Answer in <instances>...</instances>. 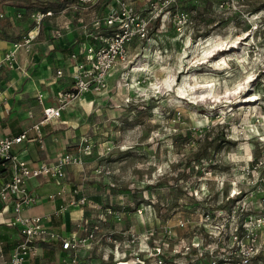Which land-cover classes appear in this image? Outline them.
I'll return each mask as SVG.
<instances>
[{
  "label": "rangeland",
  "instance_id": "rangeland-1",
  "mask_svg": "<svg viewBox=\"0 0 264 264\" xmlns=\"http://www.w3.org/2000/svg\"><path fill=\"white\" fill-rule=\"evenodd\" d=\"M132 1L145 10L151 0ZM148 29L130 45L128 67L114 69L110 99L75 121L92 146L81 154L83 224L116 236L149 231L136 248L176 253L200 235L203 208L225 205L232 181L249 190L244 170L264 159V0H180Z\"/></svg>",
  "mask_w": 264,
  "mask_h": 264
},
{
  "label": "built area",
  "instance_id": "built-area-1",
  "mask_svg": "<svg viewBox=\"0 0 264 264\" xmlns=\"http://www.w3.org/2000/svg\"><path fill=\"white\" fill-rule=\"evenodd\" d=\"M101 1H106L103 16H97L90 25L84 26L87 45L76 61L74 83L71 88L58 93L56 105L45 106L40 119L31 129L17 136H5L0 133V165L11 168V179L0 190V206L5 208L12 204L11 226L21 234V242L14 247L9 259L5 257L3 242L0 239V264H26L34 257L42 242H59L64 252L61 264H257L264 259V159L256 160L252 166L245 168L249 190L240 188L232 181L227 193V202L217 210L203 208V219L198 228L199 234L183 250L169 252L164 245L136 248L148 232L140 234L132 227L123 230L116 236L115 232L104 234L98 224L78 225L82 232H72L63 237L48 226V219L42 216H26L25 211L37 202L27 186L32 178H47L63 184L67 179V168L71 164H82L81 154H88L92 148L87 138H83V147L78 154L65 153L54 163L32 164L14 153L15 146L29 138V131L35 130L37 140L43 145L42 127L61 117L62 112L70 105L84 102L89 94L102 96L109 91L112 72L118 66L128 67L130 63L129 47L135 40H146L149 37V26L162 18L178 4L179 0H151L145 10H139L132 0H77L75 8L89 9ZM53 10H39L31 14L32 28L21 40L14 44V49L0 57V69L4 64L16 65L17 52L20 48L29 50L34 40L41 34L44 21L53 16ZM178 20L186 18L185 14H174ZM7 17L0 5V20ZM58 71V75H62ZM38 100L43 103L44 94L39 91ZM3 98L0 94V106ZM44 146V145H43ZM258 174V176H257ZM251 177V178H250ZM223 185L221 182L220 185ZM65 192V185L54 198ZM75 196L70 206H84L88 203L86 196L79 188L72 189ZM256 201V206L251 201ZM140 213L142 209L138 208ZM88 223V222H86ZM186 222L181 220L179 226ZM164 234L168 243L175 240L170 227H165ZM156 231H150L153 236ZM205 234V235H204ZM180 244V243H179ZM185 249V250H184ZM100 252V260L83 259L81 253ZM182 256V257H181ZM181 259L179 260V258Z\"/></svg>",
  "mask_w": 264,
  "mask_h": 264
},
{
  "label": "crops",
  "instance_id": "crops-1",
  "mask_svg": "<svg viewBox=\"0 0 264 264\" xmlns=\"http://www.w3.org/2000/svg\"><path fill=\"white\" fill-rule=\"evenodd\" d=\"M7 17L0 20V57L14 49V44L21 40L33 26L31 14L40 10L31 5L30 0H5L0 2ZM56 5V4H55ZM75 5V4H74ZM103 6L101 1L89 9ZM67 8V5L52 9L54 15L47 17L41 34L34 40L31 49L20 48L17 52L18 67L4 64L0 69V94L3 103L0 106V133L5 136H17L37 122L45 106L56 105L58 93L72 87L76 61L73 54L82 59V51L87 45L85 25H90L96 17L83 15L87 10ZM51 10V9H49ZM71 10V12H67ZM93 12V11H92ZM62 71L59 76L58 71ZM114 72V71H113ZM109 81V91L111 81ZM39 91L44 94L43 103L38 100ZM102 96L89 94L84 102L70 105L62 112L59 119L42 127L43 145L37 140L35 130L29 131V138L15 146L17 157L31 161L33 164L54 163L62 154L77 155L83 147L84 130L75 128L76 119L88 114L93 107L103 100L110 99L108 93ZM75 128V129H74ZM83 167L71 164L67 168V179L60 184L47 178H32L27 181L29 190L37 196V202L25 211L26 216H42L48 219V226L61 236H69L72 232L81 233L78 225L83 224L85 210L82 206L73 207L69 203L75 198L72 189L79 188L85 194ZM11 168L0 165V190L12 178ZM80 184V186L78 185ZM65 185V192L57 194ZM96 185V184H95ZM88 198V197H87ZM89 199V198H88ZM89 201V200H88ZM88 205V203H87ZM11 204L5 208L0 206V239L3 242L6 259L21 242V234L11 226L13 216ZM64 252L59 242H42L37 254L26 264H61ZM96 253L83 251L81 258L95 259ZM1 260V259H0ZM50 260H54L49 263Z\"/></svg>",
  "mask_w": 264,
  "mask_h": 264
},
{
  "label": "trees",
  "instance_id": "trees-1",
  "mask_svg": "<svg viewBox=\"0 0 264 264\" xmlns=\"http://www.w3.org/2000/svg\"><path fill=\"white\" fill-rule=\"evenodd\" d=\"M29 1V0H28ZM76 0H71L70 2H67L66 4H57V5H47L46 7H42L40 8V10H49V9H54V8H60V7H64V5H69L70 3H73L75 2ZM180 1V0H179ZM106 3H104V6H105Z\"/></svg>",
  "mask_w": 264,
  "mask_h": 264
}]
</instances>
